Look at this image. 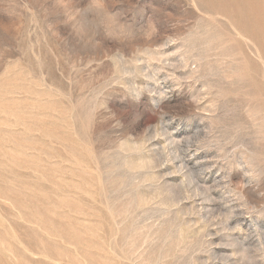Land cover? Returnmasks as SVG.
<instances>
[{
    "label": "rangeland",
    "instance_id": "rangeland-1",
    "mask_svg": "<svg viewBox=\"0 0 264 264\" xmlns=\"http://www.w3.org/2000/svg\"><path fill=\"white\" fill-rule=\"evenodd\" d=\"M0 264H264V0H0Z\"/></svg>",
    "mask_w": 264,
    "mask_h": 264
},
{
    "label": "bare ground",
    "instance_id": "bare-ground-1",
    "mask_svg": "<svg viewBox=\"0 0 264 264\" xmlns=\"http://www.w3.org/2000/svg\"><path fill=\"white\" fill-rule=\"evenodd\" d=\"M201 3H202V2H201ZM203 4H204V3H203ZM203 4H202V5H203ZM204 8H205V7H204ZM229 9H230V8H229ZM258 21H259V20H258ZM253 23H254V21H253ZM255 31H256V30H255Z\"/></svg>",
    "mask_w": 264,
    "mask_h": 264
}]
</instances>
